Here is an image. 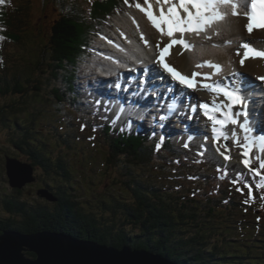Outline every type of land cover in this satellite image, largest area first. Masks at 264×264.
<instances>
[{"label": "trees", "instance_id": "16d2710c", "mask_svg": "<svg viewBox=\"0 0 264 264\" xmlns=\"http://www.w3.org/2000/svg\"><path fill=\"white\" fill-rule=\"evenodd\" d=\"M54 2L60 16L47 44L25 67L8 64V45L11 39L24 43L32 0H5L1 5L0 131L9 135L4 144L17 150L13 156L7 151L6 163L8 157L24 156L18 160L39 172L40 189H49L58 201L32 204L8 196L9 217L0 218V234L62 231L119 249H148L180 264H264L263 174L240 165L228 167L220 158L207 161L193 147L182 149L172 141L159 150L150 136H139L127 126L115 131L104 111L82 96L76 63L90 53L87 43L102 30L95 28L109 26L111 16L124 11L125 0H94L87 8L80 0ZM49 102L55 103L64 125L52 129L47 124L53 123ZM84 105L101 118L83 120L81 125L88 124L84 129L91 133L86 135L76 123ZM90 140H103L108 147L91 148ZM213 168L217 182L193 175H214ZM101 178L110 180V192L92 189Z\"/></svg>", "mask_w": 264, "mask_h": 264}, {"label": "bare ground", "instance_id": "6f19581e", "mask_svg": "<svg viewBox=\"0 0 264 264\" xmlns=\"http://www.w3.org/2000/svg\"><path fill=\"white\" fill-rule=\"evenodd\" d=\"M235 2L242 5L240 13L238 15L232 14L233 9L230 6L221 7V13L224 15V19L222 22L216 25L213 30H210L206 33H201L199 36L186 35L185 39L190 42V45L186 49H183L176 45L173 48H170L169 52L171 53V56H166V61L169 62L171 66L175 67L176 70L179 71L182 75H185L189 78H191L193 72L201 74H212V81L222 77H227L228 79L233 80V73L241 74L245 78L246 82H250L249 79L246 78V75L249 78H252L253 76H257L260 78L264 77V60L244 61V64L242 66L240 64L242 56L237 58L236 51L239 49V46L242 43L254 42L264 47V42H261L264 41V30L254 31L253 34L249 35L246 31V28L244 27L247 24V19L244 12L247 11V9L245 10L244 8L245 0H235ZM147 7V5H141V8L146 9ZM152 8L153 11L156 12V14L158 15L159 6L155 3H152ZM133 12L135 15L133 19L126 15L121 17H115V20H118L123 24V29L125 30L123 32V35H114L113 33H109L107 34L106 38H103L98 41L99 44L105 45V48L102 49L103 52L100 55V57H102L100 58V62L105 65V69H100L99 71L94 72V74H96V77L103 76L102 78L105 80H103L102 78L97 79H99V85L104 86V88L106 89L110 88L112 80H114L116 77L120 78L124 77V74L137 73L140 69H142V67L153 68L154 66H156V61H158V54L163 51V49L168 44L171 43L170 38L161 35L160 31L152 26L144 11H141L140 8L134 7ZM109 35H114L118 37H109ZM175 38L179 39L178 33L175 35ZM86 46L88 49V47H90L89 43H87ZM191 49L193 50L191 51ZM105 56H108L109 58H106ZM208 63L218 65L219 68H221V72L215 73L213 68L207 66H197L206 65ZM86 73H89V71H86ZM94 74L92 73V75ZM87 75L90 74H86V77ZM106 77L110 78V80H106ZM85 81H88V79ZM196 81H198V86L194 90V92L197 93L199 96H195L192 93H190L189 95L183 94L185 99L190 102L181 101V96L178 93L174 95H172L173 93H169V89L167 90V86L165 87V84L163 83L165 82V79H163V82L158 80L157 82H159V84H152L151 87H154L155 98L154 102H150L151 105H149V107H151V114L149 115L150 117L152 115V119H154V122L157 121L159 124V122L162 123V120H167V123H172L171 115L173 114H177L178 119L180 121H184V117H186V114H184L181 110L177 109L175 110V112L169 110L168 105L175 103L177 107L179 105H182L187 109L189 120L193 122L192 124H194L195 121L198 119L195 118L194 113L191 111V106L198 104L196 102L191 101V97H200L204 98L205 100H211L212 102L214 100L211 92L199 88L200 82L204 81L202 76H197ZM140 85H143V83L140 82ZM255 85L258 86V88L260 89L264 88V86L257 84ZM95 86H98V84H95ZM173 88L180 91L179 87ZM116 89L118 88L116 87ZM254 89L255 87L250 88L248 90L250 97L253 99L252 102H254V100L258 98V96H254ZM147 91L149 90L146 89L145 94L147 93ZM172 92L176 93L174 90H172ZM261 93H263L264 95V91H261ZM111 99H114L118 102L117 104L119 111L122 110L124 114H127L121 104V96L119 94L113 92L111 94ZM149 99V97L146 98V100L142 103L147 105V103L150 101ZM129 100L130 98H127L124 100V102L127 104L128 107H131V103L129 102ZM163 102L167 104L163 105ZM198 111L199 109L197 110V112ZM260 111L259 106L255 104V114L253 115V117L249 116V118L252 120H258V113ZM145 112L146 109L142 108L139 110V115L142 116L143 114H145ZM161 117H164V119H161ZM189 126L190 124L186 125L188 129ZM167 127H170V124ZM196 129L197 128L195 127L193 133H196ZM229 130L230 127L228 131ZM233 131H235L237 135L243 133L238 129H234ZM210 132H212L211 129H209L208 137L205 140L206 142H212L213 140V137H210ZM217 132L219 133V129H217V131L214 133L216 134ZM191 136L192 141L196 143H201V141L196 135ZM206 160L209 161L207 153ZM237 163L239 164V162ZM239 165L241 166V168L246 169L243 165ZM213 169L215 171L214 175L212 174L208 177H205L198 172H193V175L200 179H207L212 182H217L219 179V175L217 173V170L215 168ZM261 174L264 175V173ZM213 178H215V180H212Z\"/></svg>", "mask_w": 264, "mask_h": 264}, {"label": "snow or ice", "instance_id": "6c2138e0", "mask_svg": "<svg viewBox=\"0 0 264 264\" xmlns=\"http://www.w3.org/2000/svg\"><path fill=\"white\" fill-rule=\"evenodd\" d=\"M145 3L148 6L146 9L141 8L139 3L136 4V7L146 13L152 26L158 29L161 35L171 40V43L158 54L160 59L156 61V66L151 68L150 71L155 72L161 79L166 78L163 72H167L173 81L193 90L198 86L197 76H202L204 81H210L209 83H200L199 88L211 92L214 98L213 102L192 105L191 111L193 113H196L198 109L203 111L204 116L213 124V132L219 129V135L225 140L228 139L229 134L233 136V142L241 148V155L244 157L242 163L250 171L252 170L250 154L253 145H256L261 153V156L258 157L259 167L264 169V135H256V130L264 127V125L251 120L248 114V101L250 99L248 90L257 86L246 82L245 78L239 73H233V80L228 83L223 80L211 82L212 74L197 72H193L191 78H189L165 61L166 56H171L170 48L177 44L185 49L188 47L185 40L186 35L199 36L201 33L213 30L216 25L222 22L224 15L220 11L221 7L230 6L233 9L232 14L238 15L239 13L236 11L238 5L235 0H156L159 6L158 15L153 11L151 0H145ZM245 7L247 8L245 12L247 24L244 27L247 33L251 35L254 31L264 30V0H245ZM177 33L179 39L175 38ZM240 49H243L240 60L242 66L247 59H264V49L253 47L251 42H245L239 46L236 53L238 56L241 55ZM197 66L213 68L215 73L219 71V66L211 63ZM161 69H163V72ZM258 79L264 81V77ZM115 87L118 88L119 84H116ZM261 91H264V88H261ZM168 108L170 111L175 112L176 104H170ZM161 119H164V117H161ZM229 125L244 133L243 144L240 143L235 131L229 133ZM191 138V136L188 137V139ZM163 139L162 136L161 140ZM184 146L188 147L187 144ZM159 147L160 145H157V148ZM199 154L202 155V153ZM256 174L259 175V172H256Z\"/></svg>", "mask_w": 264, "mask_h": 264}, {"label": "rangeland", "instance_id": "374dc122", "mask_svg": "<svg viewBox=\"0 0 264 264\" xmlns=\"http://www.w3.org/2000/svg\"><path fill=\"white\" fill-rule=\"evenodd\" d=\"M73 1L76 2L77 0H73ZM80 1H81L82 5L86 8H87V6L89 7L90 5L94 4V3H92L94 0H80ZM151 2L155 3L157 5V3L154 2V0H151ZM32 3L33 4L31 5V8L29 9L28 16H27L28 17L27 21H28L29 27L26 28L24 33L22 32V34H25L24 43L21 45L19 43H16V41H13L11 38L8 39V41L11 39L10 43L8 45L9 54H10V58H11V60L10 59L8 60V64L11 66L16 64V65H21V66L25 67V65L29 64L30 56H32L34 54V52L37 51V49H38V52H40V49L43 47V45L47 44V41L50 38L52 26L54 25L55 20L60 16V14H59L60 9L57 6V3L54 2V0H32ZM67 3L68 4L72 3V0H67ZM137 3L141 4V2L132 3L130 5V7L126 8L125 13H119L117 15H116V13L113 14L111 16L112 22L110 23L109 26H103V27L101 26L100 28H95L98 31L101 28H102V30H100L96 36H92V39L89 42V44H92V47H91L92 53H91L90 57L87 58V56H86V58L84 60H79L76 63V70L79 73L78 86L81 89L80 91L82 93V96H84L87 101H88V99L90 101L96 102V103H97V101H99L98 104L100 105L101 109L109 110V115H107L106 117H108V119L110 121H112L113 123H116L117 127H120L121 124L124 122H128V120L137 121L138 118L135 116H131V115H130V117L129 116L127 117V114H122V115L118 114L117 111L115 110L116 109L115 106L108 105L110 100L109 101L104 100L103 97L106 94H104V95L95 94V95L91 96L88 94V91L92 87L93 88L97 87V89H99L102 93H105L107 91V89L104 88V86H101L98 83L99 79H101L103 76L102 77L101 76L96 77L95 76L96 74H94V72H97L100 69H105V65L102 62H100V58H102V57H100V55L102 54V52H103L102 49L105 48V45L99 44L98 41L103 39V38H106L107 34H109V33H113L114 35H117V34L123 35V32L125 31L123 29V24L120 21L115 20V17H121V16L126 15V16L130 17L131 19H133V17H135L134 12H133V8L136 7ZM141 5H146V4H141ZM236 11L239 13V10H236ZM25 18L26 17H24V21H26ZM90 33L91 32L88 31V34H90ZM114 35H109V37H118V36H114ZM3 43H5V42H3ZM104 53H105V49H104ZM80 61H82V62H80ZM86 71H89V73H86ZM92 73L94 75H92ZM86 74H90V75H87V77H86ZM97 75H99V74H97ZM97 78H99V79H97ZM87 79H88V81H85ZM103 80H105V79H103ZM106 80L109 81L110 78L106 77ZM256 80H257V78H256ZM118 82H119V78H115L114 80H112V83L110 85V88L108 89V92L112 88H115V85L118 84ZM95 84L96 85L98 84V86H95ZM263 84H264V82H263ZM87 85H88V87H87ZM255 88H258V86ZM86 104H87V102H85V105ZM136 104H138V103H134V105H136ZM30 105H31L33 110L36 109L34 102H31ZM85 105L80 106V110L82 112L81 115H83V116H79L78 115L79 111H78V113L76 114L77 115L76 118H77V120H79L80 124L78 122H76V123H77V130L78 131L80 130L83 134L86 135V134H91V133H90V131H88V129L87 130L84 129L85 126H87V127L89 126L88 124L81 125V123H83V120L90 117V111L85 110ZM47 106H48V108H47L48 113L50 114L49 117L52 119V122H53L51 124V120L49 122L46 121L47 124H50V127H52V129L55 128V125H58V126L64 125L65 124L64 119H61L60 115L56 114L55 103L49 102L47 104ZM260 107L263 110V115L261 117V121H259L257 123L264 125V104L260 103ZM101 109H98V112L101 113ZM68 110H70V109H68ZM93 113H91V114H93ZM143 116H144V114L140 117H143ZM116 118H120V119H116ZM151 119H152V115H151ZM151 119H150V117H148L144 120V122H146V124H144L145 128H148L152 131H154V126L160 130H163V131L170 130L172 128L171 131L176 133V137L174 138L175 144L179 148H182V149H186V148L182 147L185 144L190 145L189 142L192 140V138L188 139L189 136L196 135L198 137V139L201 140V139H206L207 135L209 134V133H206V134L201 136L199 133H193V130L195 127H198V128H200V130H204V131H207L208 128H203L201 125H194V124H190L189 129L185 128L187 123L184 126H182L181 124H183V123L178 119V117H176V120H175L177 124H174V123L170 124L167 122L165 123L164 120L162 121V124L160 122L158 124L157 121L154 122V121H152L154 119H152V120ZM253 121L256 122L257 120L254 119ZM53 124H54V126H53ZM169 124H170V127H167L166 125H169ZM182 127H184V128H182ZM229 127H230L229 133L233 132L234 128L231 125H229ZM81 128H82V130H81ZM176 128L179 130V132L177 131ZM182 129L185 133L182 132ZM262 129H264V127H262ZM241 134H240L241 136L237 135V134H236V136L239 138L240 143L243 144L244 133H241ZM181 138H184V141L181 140ZM222 139H224V138L223 137H220V138L217 137V139H215V140L213 139L214 141L212 140V142H208L209 146H207V147L202 146V145L198 146V148L206 147V148H202V151H200V153H202V154H204V153L214 154L213 156H209V158L218 160V158L221 157L220 158L221 162H225V160L222 159V158H225V159H227V161H229L231 166H236L239 164L244 166V164H242V161H241V159L243 157L241 155V148L236 143L233 142V136L231 134L228 135V139H227L229 141L228 145H224L222 142ZM0 140H1V142H0L1 143V147H0L1 148L0 149V218L1 217L7 218L9 216H8V212H7L6 207H5V199L8 198V196H12L15 198H21L22 197V198H24L26 200H30L32 202L37 201V200H41L44 198H42L38 195L39 189L42 188L41 181H40V178L38 176V173H39L38 171L35 172V174L37 176L36 182L25 186L23 189L13 188L10 185L9 177L7 174L6 157L5 156L7 155V151L10 155H12V156L15 155L17 150L16 149L11 150L8 145L4 144V141L9 140L8 133H6L4 131H0ZM102 142H105V141L101 140V142L100 141L97 142V140H94V144H92L91 140L89 141L90 146L93 145V147L91 146V148H94V146L96 148H99L100 146H102V148L100 150L103 151L104 148L108 147V145H106V143L104 144ZM96 143L98 145H96ZM215 145L217 147H215ZM168 155L170 156L171 154L168 153ZM260 156H261V153L257 149H255L253 151V153L250 154L251 166L253 163H255V161H257L256 163H258V157H260ZM15 157H18V159H20V158L24 159L25 158L24 156H21V155H16ZM78 159H81V157H78ZM100 159H103V155L100 156ZM197 161L200 162L201 159L197 158ZM235 161L239 162V164ZM202 164L204 167H206V165L204 163H202ZM197 167L200 168V166H197ZM223 167H224V169L227 168L226 166H224V164H223ZM213 177H215V176H213ZM212 180H215V178H213ZM226 183H228V180ZM112 186L113 185H110L109 179L105 182V178H101L94 185H92V189H94L95 191L101 192V193H107V192H110ZM81 189H83L82 183H81ZM239 189L242 193H244L243 195L246 196L245 189H243L242 187H239ZM17 192H21V193L18 194ZM15 194H18L20 196H18V197L14 196ZM34 203L35 202H33L32 204H34Z\"/></svg>", "mask_w": 264, "mask_h": 264}, {"label": "water", "instance_id": "95a60500", "mask_svg": "<svg viewBox=\"0 0 264 264\" xmlns=\"http://www.w3.org/2000/svg\"><path fill=\"white\" fill-rule=\"evenodd\" d=\"M135 2L141 0H127L125 6L127 4L130 7ZM6 168L13 188L23 189L37 180L35 168L16 158L8 157ZM38 195L48 201H58L49 189H39ZM28 253H34L36 257H30ZM0 264L180 263L167 255L156 254L148 249H134L129 245L119 249L62 231L23 233L17 230H4L0 234Z\"/></svg>", "mask_w": 264, "mask_h": 264}]
</instances>
